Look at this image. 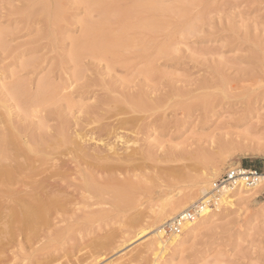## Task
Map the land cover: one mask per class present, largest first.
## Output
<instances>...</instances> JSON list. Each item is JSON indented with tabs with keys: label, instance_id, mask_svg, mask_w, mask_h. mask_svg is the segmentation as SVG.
Wrapping results in <instances>:
<instances>
[{
	"label": "rangeland",
	"instance_id": "374dc122",
	"mask_svg": "<svg viewBox=\"0 0 264 264\" xmlns=\"http://www.w3.org/2000/svg\"><path fill=\"white\" fill-rule=\"evenodd\" d=\"M106 5L0 0V127L10 122L21 135L53 142L42 167H61L71 180L65 187L59 177L49 179L64 194L61 206L33 223L10 217L17 208L27 213V205L9 202L0 180V264H264V182L231 196L233 206L200 221L163 259L150 247L158 208L197 190L202 175L215 182L240 165L264 173V0ZM90 23L121 36L119 44L77 48ZM41 84L46 96L38 101ZM80 135L92 158L77 156ZM107 143L132 158L99 159ZM37 172L16 175L10 188L55 171ZM88 173L95 187L86 184ZM112 177L136 186L111 187L105 178Z\"/></svg>",
	"mask_w": 264,
	"mask_h": 264
},
{
	"label": "bare ground",
	"instance_id": "6f19581e",
	"mask_svg": "<svg viewBox=\"0 0 264 264\" xmlns=\"http://www.w3.org/2000/svg\"><path fill=\"white\" fill-rule=\"evenodd\" d=\"M94 1L98 4V6L101 9H104L107 6L106 3H107L108 0H94ZM140 6H142V5H140ZM146 6H148V8L150 10H152V11L156 10V8H157L154 3H151V4L146 5ZM43 10L49 12V7H48L47 3H43ZM104 17H106V16H104ZM156 22H155V20L147 22L145 24V26L148 25V26L152 27V26H154V24H156ZM98 25L99 24L90 23L88 25V28H87L84 36L82 38H80V39H76L75 40V46L77 48L78 47L80 48V47H84L86 45L102 44V45H104V47H110V46H114V45L119 44V38L121 36L110 35V34L105 33L103 31L101 32V30L98 29V28H100ZM98 48H100V46ZM46 90L47 89H45V87H43L42 84H41V88H39V90L37 91L35 99L38 100V101L44 100L45 96H46ZM19 91H21V90H19ZM48 94H50V93L48 92ZM14 127L15 126H13L10 122H9V124L3 123L2 126L0 127V180L2 179L3 180L2 182L7 186L8 190L6 192H8L7 196H9L8 197V201L9 202H11L12 200H14L16 202L17 200H20L22 198V200L25 201L24 203H26L25 205H27L28 211L26 210V208L24 209L22 207L27 213L24 212V215H22L19 211H17L18 208H17V210H13L12 209L13 211L10 213V217L13 218V219H16V220L17 219L20 220L22 218V219L26 220L27 222L33 223L34 221L43 219L45 217V215L48 214L46 211H50L52 206H54V205L57 206V204H60L62 202L63 197H64V194L60 192L61 189L53 188V186L55 187V185L53 184V186H52V183H49V179H51L52 177L57 176V177H59L60 182L66 183L65 187L70 186L71 180H70V178H68V174L69 173L67 171H62L61 167H58L56 170H53V169H50V168L43 169V167H42V165L46 164L51 159V157L48 156V153L49 154L52 153V151L50 150L51 149L50 147H51V145L54 144L53 142H52L53 144L50 143V142L48 143L47 141H44V140L36 137V133H35V137L36 138H34V139L33 138H28V137L25 136L26 135L25 132H24L25 135H21V133H23V132H21V130L19 128L17 129L18 132L17 131H13ZM63 130H64V134H65V129H63ZM68 134H70V133H68ZM68 134H66V135H68ZM71 134H73V133H71ZM40 135H41V133H40ZM50 135H52V134H50ZM73 135H75V134H73ZM69 136H71V135H69ZM14 137H16L17 142L14 140L15 139ZM40 137H42V136H40ZM64 137H65V135H64ZM79 137H80V140H79V138H76V139H78V141L76 142V148H74L77 151V156L80 157V158L90 156L91 153L88 151V149H87L88 147H85V145H84V141H85L84 137L81 136V135ZM25 138H27V139H25ZM70 138L71 137H69V141H71ZM66 139H67V137H66ZM66 139H65V141L68 140V139L67 140ZM22 144L26 145V147L23 146ZM68 145H69V143H68ZM53 146H55V145H53ZM106 146H107L108 150L111 152V155H106L109 152L108 151L106 154L104 153L105 154L104 157L101 156L99 159L105 158L108 161H110V160H112V161H122L124 159V161H128V160H130L132 158L131 154L126 155V156L122 155L123 153L119 152L122 147H120V150H118V148H116V145L114 143H107ZM90 148H91V146H90ZM91 150H92V148H91ZM99 151H101V150H99ZM125 152H126L125 154H127V151H125ZM135 153H136V151H135ZM75 154H76V152H75ZM92 154H94V151H93ZM25 155H27V156H25ZM147 155H149V154H147ZM94 156H98L99 157L100 155H98L96 153V155H94ZM90 158H92V157L90 156ZM94 158H96V157H94ZM134 160H135V158H134ZM81 161H82V159H81ZM100 161H102V160H100ZM38 162H39V164H38ZM75 162H77V161L75 160ZM91 162L94 163L93 161H91ZM94 164H96V163H94ZM78 166H81V164L79 163ZM82 166H84V165H82ZM84 167H86V166H84ZM123 167L124 166H122V168ZM103 168L106 169L107 167L106 168L103 167ZM116 168H117L116 165L115 166L113 165V166H110L107 169H110L109 171H112V169L115 171V170H117ZM101 169H102V167H101ZM82 170H84V169L82 168ZM126 170H127V168H126ZM26 171H30V176L31 177H35V176L39 175L37 171H39V172L40 171H49V172L50 171H55V172H52V173L48 174L42 180H34L32 182L24 183V188L17 189V190H14L13 188H10L9 185L12 186L14 181H16V175H19V174L24 173ZM89 171H92V169H90ZM120 171H122V170H120ZM206 173H208V172H206ZM87 175H88V177H90V179L88 178V179L85 180L86 184L88 183L87 185H89V180H90V183L94 184V187H95L96 181L94 179V175L92 173H88ZM19 176H21V175H19ZM84 176H85V174H84ZM84 178H86V177H84ZM116 178L113 179V177H112L111 179H109V178H105V179H106V181L108 179V182H107L108 185H110L111 182L118 183V185L120 187L124 188L125 190L126 189H131L132 187L136 186L135 183L131 179L116 181ZM97 179L99 181L98 177H97ZM210 179H211V176L209 174L202 175L200 177V179L198 180V184H200V187L197 190H193V191L189 190L190 192L188 191L189 193L187 192V194L184 195L183 197H181L180 199H178V200L170 199L166 204L163 203V205L160 208H158L159 210L157 211V214H156V217H155V221H154L155 222L154 223L155 224V228H154L155 236L152 239V241L150 242L151 249L156 250L155 251V257H160L161 259H163L171 248H177V247H180L181 245H183L186 242V235L191 234L196 229L197 224L200 221H202V220H204L206 218L212 217L215 214V212H214L215 210H219L220 211L221 206H233L234 205V203H233L234 199L231 196H234V195L246 196V195H248L247 193H250L251 191H253V192L256 191L262 185V183L264 182V179H263V182L260 185H258L257 187H255V188H248V187H245V186H237V187H235L234 189L230 190L229 192L221 195V200L219 201V205L217 206L216 209H209L201 217H199L195 221H192V222L188 223L183 228L181 233H179V234H170L169 233L168 234L167 230L165 229V223L169 219L174 217L176 214H178L179 212L185 210L189 206V204H193L196 201H198L199 199H201L203 196H205L212 189L213 185L211 186V184L212 183L214 184V182H210L211 181ZM102 181H104V180H102ZM113 186L114 185H112L111 187H113ZM117 186H114V187H117ZM195 186L196 185H194L193 187H195ZM99 188L101 189V187H99ZM137 188H139V187H137ZM102 189L104 190L105 188H102ZM132 190H133V188H132ZM112 191H115V190H112ZM134 191H135V189H134ZM92 192H95V191H92ZM103 192H105V191H103ZM65 193H67V192H65ZM100 195H103V194H100ZM115 195H117L116 192H115ZM124 195H127V194H123V196ZM118 199H120V198H118ZM114 203H117V202H114ZM126 205H128V204L126 203ZM60 206H61V204H60ZM116 206H118V204ZM128 207H130V206H128ZM64 209H66V208H64ZM50 216L51 215H49V217ZM13 219H12V221H13ZM18 222H20V221H18ZM58 232H59V230H58ZM56 236L57 235H55V237ZM60 237H61V235H60ZM64 264H81V263H80L79 260H75L74 262H73V260H68ZM154 264H157V260L154 261Z\"/></svg>",
	"mask_w": 264,
	"mask_h": 264
},
{
	"label": "built area",
	"instance_id": "2783aa9c",
	"mask_svg": "<svg viewBox=\"0 0 264 264\" xmlns=\"http://www.w3.org/2000/svg\"><path fill=\"white\" fill-rule=\"evenodd\" d=\"M263 179V171L256 167L240 165L229 169L214 182L212 189L205 196L169 219L165 223V229L170 234L181 233L188 223L201 217L207 210L216 209L221 195L237 186L255 188Z\"/></svg>",
	"mask_w": 264,
	"mask_h": 264
}]
</instances>
